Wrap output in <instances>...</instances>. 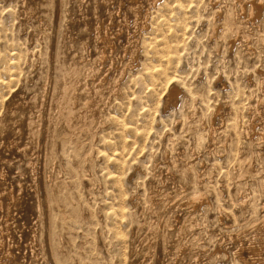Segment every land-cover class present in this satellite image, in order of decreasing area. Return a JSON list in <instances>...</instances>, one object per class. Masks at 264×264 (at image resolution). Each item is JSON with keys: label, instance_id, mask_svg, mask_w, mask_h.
<instances>
[{"label": "rangeland", "instance_id": "1", "mask_svg": "<svg viewBox=\"0 0 264 264\" xmlns=\"http://www.w3.org/2000/svg\"><path fill=\"white\" fill-rule=\"evenodd\" d=\"M235 3L0 0V264H117L103 210L118 131L132 145L117 174L133 199L134 264H242L231 236L264 220V6L244 23ZM199 194L207 201L190 215L182 201Z\"/></svg>", "mask_w": 264, "mask_h": 264}, {"label": "bare ground", "instance_id": "2", "mask_svg": "<svg viewBox=\"0 0 264 264\" xmlns=\"http://www.w3.org/2000/svg\"><path fill=\"white\" fill-rule=\"evenodd\" d=\"M133 1V0H132ZM260 1V0H259ZM168 2V1H167ZM135 4H133V6H134ZM179 6V5H178ZM234 9L232 10L233 11V16H234V18L235 19H238L239 20V18L240 19H242L243 20V22L244 23H254L255 22V20H257V18L258 17H260V15H261V13H262V9H263V6H264V3H263V1H260V2H257L256 0H252V4H251V12H250V14L249 15H247L246 14V3H244V1H242V0H238V6L236 5V3L234 4ZM165 7V6H164ZM227 10V9H226ZM215 11V10H214ZM134 12V11H133ZM223 12V11H222ZM221 12V13H222ZM263 13H264V11H263ZM133 16H134V14H132ZM229 15V14H228ZM185 16V15H184ZM188 16V15H187ZM187 16H186V18L185 19H183V22L181 21L180 23V26H179V28L178 27H176V28H178V31H179V34H180V36L179 35H177L178 36V38L180 39V37H182V38H185L186 37V34H187V32H188V29H189V22H188V20H190V19H187ZM232 16V15H231ZM137 17V16H136ZM189 18V17H188ZM233 18V17H232ZM139 20V19H138ZM226 20H227V18H226ZM237 20V21H238ZM236 21V20H235ZM233 22H234V20H233ZM171 23V22H170ZM191 23H192V21H191ZM227 24V23H226ZM225 24V25H226ZM249 25V24H248ZM160 27V26H159ZM99 29H101L100 27H99ZM232 29H233V27H232ZM154 30V29H153ZM164 30V29H163ZM105 32V31H104ZM159 32V31H158ZM161 32V31H160ZM159 32V33H160ZM177 32V31H176ZM176 32H175V34H176ZM165 33H166V31H165ZM171 33V32H170ZM178 34V33H177ZM240 34V33H239ZM106 36V35H105ZM175 36V35H174ZM153 37V36H152ZM151 37V38H152ZM176 37V36H175ZM66 38V37H65ZM156 38V37H155ZM174 38V37H173ZM182 38H181V40H182ZM240 38V37H239ZM150 39V38H149ZM160 39H163V38H160ZM177 40L176 39V41H180L181 42V40ZM151 40V39H150ZM157 40V39H156ZM146 41V40H145ZM164 41V40H163ZM147 42V41H146ZM149 42V41H148ZM184 42V41H183ZM186 42V41H185ZM161 43V42H160ZM146 44V43H145ZM149 44V43H148ZM152 44V43H151ZM173 44V43H172ZM5 45V44H4ZM62 45V44H61ZM65 45V44H64ZM167 45V44H166ZM163 46V45H162ZM174 47V45H171V47ZM63 47V46H62ZM167 47V46H166ZM175 47H176V45H175ZM51 48V47H50ZM147 48H149V47H147ZM179 48H181L180 46H177V48L176 49H174L172 52H170V54L168 55V59H166L167 60V65L166 66H168L169 68H171L173 65H174V63L178 60V52H177V50H179ZM168 49V48H167ZM166 49V50H167ZM171 49H173V48H171ZM14 50V49H13ZM165 50V51H166ZM169 50V49H168ZM158 51V50H157ZM164 51V52H165ZM152 52H153V50H152ZM163 52V51H162ZM13 53V52H12ZM8 54V53H7ZM149 54V53H148ZM159 54V53H158ZM157 54V55H158ZM160 54H161V52H160ZM9 55V54H8ZM10 55H11V53H10ZM9 55V56H10ZM16 55V56H15ZM24 54H22V55H20V56H23ZM156 55V56H157ZM6 56V55H5ZM12 56V55H11ZM18 57L17 56V54H14L13 55V57ZM19 56V57H20ZM26 56V55H25ZM1 57V56H0ZM13 57H12V59H13ZM14 57V58H15ZM154 57V56H153ZM163 57H166V56H164L163 55ZM4 58V57H3ZM7 58V57H6ZM26 58V57H25ZM147 58H148V56H147ZM17 59V58H16ZM15 59V60H16ZM27 59V58H26ZM3 60V59H2ZM5 60V59H4ZM3 60V61H4ZM165 60V59H164ZM21 61V60H20ZM19 61V62H20ZM25 61V60H24ZM151 61V60H150ZM12 62V61H11ZM166 62V61H165ZM5 63V62H4ZM8 63V62H7ZM10 63V62H9ZM8 63V65H10ZM14 64L12 65V63H11V67L13 68H20V67H17L19 64H18V62H13ZM22 63H24V62H22ZM6 64V63H5ZM21 64V63H20ZM1 66H2V64H0ZM23 65H25V63L23 64ZM6 65H4V67H5ZM21 66H22V64H21ZM161 66V65H160ZM177 66V65H176ZM7 67V66H6ZM5 67V69H7V70H9L8 68H6ZM23 67V66H22ZM26 67V66H25ZM159 67V66H158ZM174 67H175V65H174ZM155 68V67H154ZM21 69V68H20ZM19 69V70H20ZM166 69V68H165ZM6 70V71H7ZM16 70V69H15ZM147 70H148V68H146V72H147ZM156 70V69H155ZM0 71H2V70H0ZM3 71H5L4 69H3ZM158 71V70H157ZM161 71V70H160ZM159 71V72H160ZM9 72H10V70H9ZM11 72H12V70H11ZM10 72V73H11ZM21 72V71H20ZM152 72V71H151ZM156 72V71H155ZM158 72V73H159ZM163 72V71H162ZM2 73V72H1ZM5 74H6V72H4ZM13 73H14V71H13ZM147 73H149V72H147ZM146 73V74H147ZM163 73H165V72H163ZM8 74V73H7ZM145 74V73H144ZM162 74V73H161ZM166 74V73H165ZM164 74V76H167V75H165ZM3 75V74H2ZM11 75H12V73H11ZM16 75V74H15ZM158 75V74H157ZM4 76H6V75H4ZM18 76H19V74H18ZM149 76V75H148ZM158 76H160V75H158ZM173 76V75H172ZM12 77H14L13 75L11 76V78H10V82H9V85L10 84H12V83H15L14 84V86L16 85V80L15 79H18V78H12ZM20 77V76H19ZM150 77V76H149ZM153 77V76H152ZM155 77H157V76H155ZM155 77H153L154 79H155ZM2 78V77H1ZM0 78V79H1ZM7 78V77H6ZM147 78V77H146ZM158 78V77H157ZM167 78V77H166ZM149 79H151V77L149 78ZM4 80V79H3ZM19 80V79H18ZM165 80V79H164ZM169 80H170V78H169ZM168 80V81H169ZM1 81H2V79H1ZM150 81V80H149ZM154 81V80H153ZM167 81V82H168ZM156 82V81H155ZM154 82V83H155ZM170 82V81H169ZM18 83V82H17ZM162 83V82H161ZM174 83V82H173ZM0 84H2V83H0ZM19 84V83H18ZM18 84H17V86H18ZM153 84V83H152ZM165 84V83H164ZM169 84H171V83H169ZM3 85H4V82H3ZM154 85V84H153ZM166 85V84H165ZM7 86V84H5V87ZM167 86H168V84H167ZM167 86H166V90H167ZM0 87H1V85H0ZM9 87H11V86H9ZM178 87V86H177ZM8 88V87H7ZM117 88V87H116ZM1 89V88H0ZM2 89H6V88H2ZM1 89V90H2ZM150 89H152V88H150ZM160 89V88H159ZM8 90V89H7ZM10 90H12V89H10ZM161 90V89H160ZM5 92H7V91H5ZM8 92H9V90H8ZM152 92V91H151ZM168 92V91H167ZM166 92V93H167ZM0 93H2L1 91H0ZM4 93V92H3ZM3 93H2V95H3ZM160 93V92H159ZM178 93H179V89L178 88H176L175 86L174 87H172L171 89H170V91H169V96H168V103L170 104V103H172V101L175 99V98H177V95H178ZM6 94V93H5ZM150 94V93H149ZM155 94V93H154ZM153 93H152V95L153 96H156V95H154ZM2 95H1V101L3 100L2 98ZM151 95V94H150ZM5 97V96H4ZM145 98V97H144ZM149 98V97H148ZM5 100H7V99H5ZM4 100V101H5ZM0 101V102H1ZM101 101V100H100ZM157 102V101H156ZM155 102V103H156ZM219 103V102H218ZM226 103V102H225ZM158 104V103H157ZM3 105V104H2ZM98 106V105H97ZM104 106V105H103ZM1 107V106H0ZM118 107V106H117ZM83 109V108H82ZM102 110V109H101ZM157 110V109H156ZM221 110H222V108L221 107H218V109H217V115L221 112ZM243 110V109H242ZM3 111V109L2 110H0V112H2ZM4 111H5V109H4ZM215 111V110H214ZM89 113V112H88ZM116 113V112H115ZM260 113L261 112H259V110L258 109H254V111H253V119H254V121L257 119V118H259L260 117ZM112 114V113H111ZM13 115V114H12ZM116 115V114H115ZM3 116L4 115H2V116H0L1 117V119L3 118ZM81 116V115H80ZM111 116V115H110ZM114 116V115H113ZM117 117H118V115H116ZM115 117V116H114ZM12 117H10V119H11ZM149 118V117H148ZM121 119V118H120ZM120 119H118V121H120L121 122V120ZM12 120V119H11ZM89 120V119H88ZM94 120V119H93ZM115 121H116V118L114 119ZM253 121V122H254ZM3 122V121H2ZM31 122V121H30ZM112 122V121H111ZM125 122V121H124ZM123 122V123H124ZM132 122V121H131ZM118 123V122H117ZM122 123V122H121ZM120 124V123H119ZM124 124H126V122L124 123ZM123 124V125H124ZM131 124V123H130ZM1 125V124H0ZM3 125H5V124H3ZM2 125V126H3ZM84 125V124H83ZM112 125V124H111ZM117 125V124H116ZM134 125V124H133ZM2 126H1V128H2ZM93 126V125H92ZM114 126V125H113ZM126 126H128L127 124H126ZM5 127V126H4ZM125 126H123V127H121V128H124ZM9 128V127H8ZM120 128V129H121ZM132 128V127H131ZM137 128V127H136ZM247 128V127H246ZM13 129V128H12ZM112 129V128H111ZM126 129H127V127H126ZM243 129V128H242ZM8 130V129H7ZM106 130V129H105ZM115 130V129H114ZM113 130V131H114ZM117 130H119L118 128H117ZM122 130H124V129H122ZM134 130V129H133ZM212 130V129H211ZM248 130H249V128H248ZM264 130V129H263ZM121 131V130H120ZM130 131H132L131 129H130ZM148 131V130H147ZM245 131H247V130H245ZM73 132V131H72ZM119 132V131H118ZM118 132H117V134L116 135H120V136H118V138H119V140H118V142L119 141H121V142H119V143H114V142H110V143H108V145L107 146H109L110 147V150H111V155H105V158L104 157H102V158H104L105 159V162H107L108 164H109V167H108V165H106L109 169H111L112 171H110L109 170V172H108V170H107V177L106 178H108V181H109V183H111L112 185H113V188L111 189V191H110V193H108L107 191L105 192V193H107L108 195H105V196H108V198H109V196L111 195V201H107L108 199L107 198H105V199H107L106 200V202L104 203V210H103V208H102V210H103V212H104V216L106 217V219L107 220H109V222H111L112 224L110 225V227L109 228H111V232H112V237H114V241L117 243L116 245L118 246V248H117V250L120 252V255H117L118 256V262H116L117 264H134V259H133V248H132V245H131V241H132V238L130 237V236H133L132 234L134 233V228L133 227H131V225L129 224V222H130V218L131 217H133V214H132V212L130 211V208H131V204H132V201H133V199H132V197L129 195H127V193H126V191H125V189H124V185L126 186V184H122L124 181L122 180V178L120 177L121 175H123L124 176V174H121L120 176H119V174H117V173H120V170L122 169L121 167L123 166L122 165V163H121V161H123V157L126 155L127 156V153L129 152L128 150H127V148L129 147H131V146H129V143L127 144L126 142H127V140H126V142H124L123 141V138L125 137H123L120 133H122V132H120L119 134H118ZM134 132H135V130L133 131V133H132V135L134 134ZM139 132V131H138ZM146 132V131H145ZM145 132H143L144 134H145ZM211 132H213V131H211ZM235 132V131H234ZM16 133H17V131H16ZM89 133V132H88ZM111 133V132H110ZM109 133V134H110ZM114 133H115V131H114ZM114 133H113V135H114ZM124 133H125V131H124ZM127 133V132H126ZM130 133V132H129ZM136 134H137V132H135ZM208 133V132H207ZM247 133H248V135H249V132L247 131ZM95 134V133H94ZM144 134H143V136H144ZM245 134V133H244ZM17 135V134H16ZM124 135V134H123ZM135 135V134H134ZM142 135V134H141ZM238 135V134H237ZM243 135V134H242ZM247 135V136H248ZM84 136V135H83ZM96 136V135H95ZM108 136V135H107ZM140 136V135H139ZM38 137V136H37ZM62 137H64V136H62ZM77 137V136H76ZM115 138L117 137V136H114ZM114 137H113V139H114ZM242 137V136H241ZM249 137V136H248ZM67 138V137H66ZM79 138V137H78ZM81 138H83V137H81ZM100 138V137H99ZM133 138V137H132ZM147 138V137H146ZM239 138V137H238ZM244 138V137H243ZM242 138V139H243ZM61 139V138H60ZM85 139V138H84ZM91 139V138H90ZM103 139V141H104V138H102ZM107 139V138H106ZM111 139H112V137H111ZM131 138H129V140H130ZM250 139V138H249ZM48 140V139H47ZM64 140H65V138H64ZM89 140V139H88ZM116 140V139H115ZM114 140V141H115ZM125 140V139H124ZM143 140V139H142ZM245 140V139H244ZM253 140V139H252ZM62 141V140H61ZM67 141V140H66ZM70 141H71V139H70ZM91 141V140H90ZM89 141V142H90ZM102 141V142H103ZM108 141H110V140H108ZM248 141V140H247ZM86 142V141H85ZM105 142V141H104ZM128 142H130V141H128ZM132 142V141H131ZM243 142V141H242ZM75 143V142H74ZM249 143V142H248ZM66 144V143H65ZM82 144V143H81ZM102 144V143H101ZM132 144V143H131ZM67 145H68V143H67ZM102 145H104V144H102ZM94 146V145H93ZM134 147V146H133ZM141 147H143L144 148V146L143 145H141ZM102 149H103V147H101ZM213 148V147H212ZM247 148V147H246ZM81 149V148H80ZM98 148H96V150H97ZM105 149V148H104ZM142 149V148H141ZM107 150V149H106ZM127 150V153L126 154H124L125 153V151ZM139 150V149H138ZM80 151V150H79ZM98 152H99V150H97ZM101 151V150H100ZM131 151L132 150H130V153H131ZM34 152V151H33ZM98 152H96L97 154H99ZM140 152V151H139ZM145 152V151H144ZM147 152V151H146ZM149 152V151H148ZM85 153V152H84ZM91 153H92V151H91ZM105 153V152H104ZM104 153H103V155H104ZM141 153H142V151H141ZM64 154V153H63ZM77 154V153H76ZM78 154H79V152H78ZM106 154V153H105ZM143 154V153H142ZM80 155V154H79ZM100 155V154H99ZM101 156V155H100ZM99 156V157H100ZM130 156V155H129ZM182 156V155H181ZM126 158V157H125ZM125 158H124V160H125ZM177 158V157H176ZM232 158V157H231ZM236 159V158H235ZM238 159V158H237ZM177 160V159H176ZM233 160V159H232ZM240 160V159H239ZM127 161V160H126ZM129 161V160H128ZM143 161V160H142ZM236 161V160H235ZM241 161V160H240ZM125 162V161H124ZM177 162V161H176ZM194 163V162H193ZM106 164V163H105ZM70 165H72V164H70ZM237 165V164H236ZM248 165V164H247ZM106 166H104L105 168H106ZM125 166H126V164H125ZM125 166H123V168L125 167ZM132 166V165H131ZM174 166V165H173ZM178 166H180V165H178ZM238 167H239V165H238ZM237 167V168H238ZM80 168V167H79ZM70 169H71V167H70ZM73 169V168H72ZM125 169V168H124ZM179 169V168H178ZM184 169H185V167H184ZM242 169H244V168H242ZM241 169V170H242ZM249 169H250V166H249ZM103 170H104V168H103ZM127 169H125V170H123V172L124 171H126ZM189 170V169H188ZM253 170V169H252ZM106 171V170H105ZM105 171H103V172H105ZM247 171V170H246ZM245 171V172H246ZM250 171V170H249ZM248 171V172H249ZM73 172V171H72ZM148 172V171H147ZM253 173V172H252ZM68 174V173H67ZM73 173H71V175H72ZM204 174V173H203ZM250 174V173H249ZM66 176V175H65ZM70 176V175H69ZM75 176V175H74ZM73 176V177H74ZM103 176V174L101 175V177ZM127 176V175H126ZM154 176V175H153ZM248 177H249V175H248ZM104 180H105V175H104ZM127 178V177H126ZM241 178V177H240ZM244 178V177H243ZM70 179H71V177H70ZM72 179H74V178H72ZM88 179V178H87ZM156 179V178H155ZM103 180V181H104ZM140 180V179H139ZM170 180V179H169ZM174 180V179H173ZM241 180V179H240ZM244 180V179H243ZM203 181V180H202ZM105 182H107V181H105ZM129 182V181H128ZM174 182V181H173ZM201 182V181H200ZM263 182V181H262ZM186 183V182H185ZM247 183V182H246ZM75 184V183H74ZM76 184H77V182H76ZM133 184V183H132ZM211 184V183H210ZM259 184V183H258ZM65 185V184H64ZM107 185V184H106ZM138 185V184H137ZM142 185V184H141ZM241 185V184H240ZM261 185V184H260ZM91 186V185H90ZM111 186V185H110ZM109 186V187H110ZM78 187H79V185H78ZM247 187V186H246ZM211 188V187H210ZM218 188V187H217ZM257 188H259V186L257 187ZM91 189V188H90ZM136 189V188H135ZM186 189V188H185ZM92 190V189H91ZM110 190V189H109ZM127 190V189H126ZM144 190V189H143ZM213 190V189H212ZM261 190V189H260ZM0 191H1V189H0ZM90 191V190H89ZM149 191V190H148ZM214 191H216V190H214ZM213 191V192H214ZM260 192V191H259ZM258 192V193H259ZM143 193H144V191H143ZM153 193V192H152ZM151 193V194H152ZM183 193V192H182ZM215 193V192H214ZM260 193H262V192H260ZM136 195V194H135ZM170 195V194H169ZM178 195V194H177ZM182 195V194H181ZM216 195H217V193H216ZM245 195V194H244ZM259 195V194H258ZM138 196V195H137ZM166 196V195H165ZM243 196V195H242ZM147 197H149V196H147ZM167 197V196H166ZM169 197V196H168ZM241 197V196H240ZM1 198V197H0ZM138 198H139V196H138ZM142 198V197H141ZM145 198V197H144ZM143 198V199H144ZM165 198V197H164ZM172 198V197H171ZM2 199V198H1ZM156 199V198H155ZM240 199V198H239ZM149 200V199H148ZM174 200V199H173ZM168 201V200H167ZM179 201H182V200H179ZM207 201V198H206V196L205 195H203V194H199V195H196V196H194L193 195V198H191V199H188V198H186V199H184L183 201H182V206H186L187 208H188V210L190 211L189 212V214L190 215H194L196 212H197V207L198 206H201L204 202H206ZM231 201V200H230ZM233 201V200H232ZM235 202H237L236 200H234ZM250 201V200H249ZM253 201V200H252ZM255 201V200H254ZM153 202V201H152ZM155 202V201H154ZM244 202V201H243ZM135 203V202H134ZM142 203H143V201H142ZM249 203V202H248ZM6 204V203H5ZM253 204V203H252ZM233 205V204H232ZM87 206V205H86ZM154 206V205H153ZM222 206V205H221ZM246 206V205H245ZM245 206H244V208H245ZM205 207V206H204ZM232 207H234V206H232ZM247 207V206H246ZM224 208V207H223ZM132 209V208H131ZM248 209V208H247ZM223 210V209H222ZM134 211V210H133ZM102 212V211H101ZM136 212V211H135ZM162 212V211H161ZM245 212V211H244ZM187 213V212H186ZM224 213H226V212H224ZM244 214V213H243ZM102 215V214H101ZM143 215V214H142ZM189 215V216H190ZM223 215V213H221V216ZM226 215V214H225ZM94 216V215H93ZM140 216V215H139ZM158 216V215H157ZM104 217V218H105ZM187 217V216H186ZM100 218V217H99ZM189 218V217H188ZM40 219V218H39ZM159 219V218H158ZM241 219H242V217H241ZM45 220V219H44ZM49 220V219H48ZM106 220V221H107ZM165 220V219H164ZM145 221V220H144ZM143 221V222H144ZM192 221V220H191ZM66 222V221H65ZM49 223V225H50V222H48ZM67 223V222H66ZM65 223V224H66ZM190 223V222H189ZM193 223V222H192ZM195 223V222H194ZM199 223V222H198ZM108 224V223H107ZM167 224V223H166ZM53 225V223H51V226ZM151 225V224H150ZM193 224H191V226H192ZM252 225V224H251ZM255 225V224H254ZM253 225V227L252 228H250L249 230H247L245 233H243V234H237V235H234V236H231V239H233V240H238V241H240L241 242V245H240V249L236 252V257H238V258H240V260L242 261L241 263L242 264H251V262L249 261V260H247L245 257H244V253H247V254H249L251 257H253V258H255V257H259V258H257L258 259V261H260L261 263H264V220L262 221V222H260L258 225H255L254 226ZM55 226V225H54ZM184 226V225H183ZM186 226V225H185ZM7 227V226H6ZM56 227V226H55ZM135 227V226H134ZM139 227V226H138ZM149 227V226H148ZM153 227V226H152ZM40 228V227H39ZM108 228V227H107ZM155 228V227H154ZM37 229V228H36ZM50 230V229H49ZM109 230V229H108ZM101 231V230H100ZM103 231V230H102ZM163 231V230H162ZM165 231V230H164ZM178 232V231H177ZM1 233V232H0ZM53 233V232H52ZM102 233V232H101ZM146 233V232H145ZM165 233V232H164ZM37 234V233H36ZM51 234V233H50ZM99 234V233H98ZM49 235V234H48ZM168 235V234H167ZM180 236V235H179ZM130 237V238H129ZM158 237H159V235H158ZM50 239L51 238H47V240L49 241L48 243L49 244H51L50 242ZM137 239V238H136ZM167 239V238H166ZM189 240V239H188ZM134 241V240H133ZM46 241H44V243H45ZM155 242V241H154ZM175 242V241H174ZM153 243V242H152ZM165 243V242H164ZM179 243H180V241H179ZM245 243V244H244ZM107 244V243H106ZM133 244V243H132ZM43 245V244H42ZM185 245V244H184ZM49 246V245H48ZM52 246V245H51ZM50 247V246H49ZM187 247H188V245H187ZM187 247H186V249H187ZM5 248V247H4ZM46 248V247H45ZM52 251V250H51ZM135 252V251H134ZM178 253H179V251H178ZM52 254V253H51ZM50 254V255H51ZM118 254V253H117ZM6 255V254H5ZM49 255V256H50ZM50 258H51V256H50ZM196 258H198V257H196ZM199 259V258H198ZM237 259V258H236ZM51 260H53V259H50V261ZM104 261V260H103ZM199 261V260H198ZM239 260H237V262H238ZM54 262V261H53ZM101 262V261H100ZM200 262V261H199ZM114 263H115V261H114ZM98 264V263H97ZM102 264V263H101ZM108 264V263H107ZM195 264H198V263H195ZM200 264V263H199ZM239 264H240V262H239ZM256 264H258V263H256Z\"/></svg>", "mask_w": 264, "mask_h": 264}]
</instances>
